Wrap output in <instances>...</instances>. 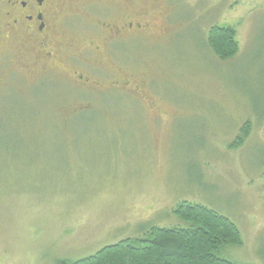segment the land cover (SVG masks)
<instances>
[{
	"label": "rangeland",
	"instance_id": "374dc122",
	"mask_svg": "<svg viewBox=\"0 0 264 264\" xmlns=\"http://www.w3.org/2000/svg\"><path fill=\"white\" fill-rule=\"evenodd\" d=\"M104 3L146 30L118 44V59L100 53L101 87L57 77L31 88L25 71L0 89V264L81 259L184 225L173 213L184 200L241 231L217 256L264 264V0ZM213 26L235 29V57L211 50ZM58 40L100 43L78 29Z\"/></svg>",
	"mask_w": 264,
	"mask_h": 264
},
{
	"label": "flooded vegetation",
	"instance_id": "af4514ba",
	"mask_svg": "<svg viewBox=\"0 0 264 264\" xmlns=\"http://www.w3.org/2000/svg\"><path fill=\"white\" fill-rule=\"evenodd\" d=\"M83 11L93 14V20ZM114 12L115 8L105 5L104 0H83L78 5L68 0H0V89L12 75L17 81L28 80L25 71L35 74L31 88L57 81V77L90 90L101 87L104 78L92 79L95 69L101 71L97 64L100 53L106 51L118 59V44H128L132 41L125 42V37H136L146 30L141 22L126 17L116 20ZM77 29L86 30L100 43L93 41L79 50L58 40L59 33L70 34ZM65 61L69 67L61 70ZM106 82L116 89L129 84L115 78ZM101 91L103 95L110 93Z\"/></svg>",
	"mask_w": 264,
	"mask_h": 264
},
{
	"label": "trees",
	"instance_id": "16d2710c",
	"mask_svg": "<svg viewBox=\"0 0 264 264\" xmlns=\"http://www.w3.org/2000/svg\"><path fill=\"white\" fill-rule=\"evenodd\" d=\"M207 43L220 59H229L238 53L236 31L230 26H213ZM241 140L239 136L236 144ZM173 213L184 225H153L146 229L144 237L126 238L105 245L90 256L61 259L57 264H239L215 254L227 244L243 243L241 231L230 218L186 200Z\"/></svg>",
	"mask_w": 264,
	"mask_h": 264
}]
</instances>
